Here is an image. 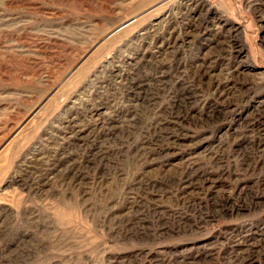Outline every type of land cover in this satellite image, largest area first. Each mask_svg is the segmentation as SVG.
Wrapping results in <instances>:
<instances>
[{"label": "rangeland", "instance_id": "1", "mask_svg": "<svg viewBox=\"0 0 264 264\" xmlns=\"http://www.w3.org/2000/svg\"><path fill=\"white\" fill-rule=\"evenodd\" d=\"M0 264H264V0H0Z\"/></svg>", "mask_w": 264, "mask_h": 264}, {"label": "built area", "instance_id": "2", "mask_svg": "<svg viewBox=\"0 0 264 264\" xmlns=\"http://www.w3.org/2000/svg\"><path fill=\"white\" fill-rule=\"evenodd\" d=\"M188 3H196V2H199V1H204V0H184ZM206 1H211V0H206Z\"/></svg>", "mask_w": 264, "mask_h": 264}, {"label": "water", "instance_id": "3", "mask_svg": "<svg viewBox=\"0 0 264 264\" xmlns=\"http://www.w3.org/2000/svg\"><path fill=\"white\" fill-rule=\"evenodd\" d=\"M126 25H127V23L124 24V26L122 25V26L118 27L114 32L111 33V35L114 34V33H116L117 31L121 30V29L124 28Z\"/></svg>", "mask_w": 264, "mask_h": 264}]
</instances>
